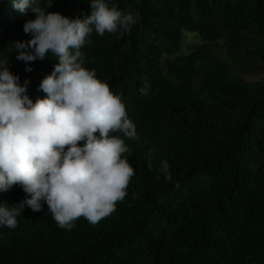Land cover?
Segmentation results:
<instances>
[{
  "label": "trees",
  "instance_id": "obj_1",
  "mask_svg": "<svg viewBox=\"0 0 264 264\" xmlns=\"http://www.w3.org/2000/svg\"><path fill=\"white\" fill-rule=\"evenodd\" d=\"M108 3L138 12V23L93 31L81 52L136 127L124 138L135 172L128 195L96 224L81 217L71 230L46 204L25 206L15 229L0 227V264H264V0ZM51 5L69 18L91 11L88 0ZM34 18L0 0V58L8 55L33 101L57 63L16 59L13 43L31 38L23 24ZM188 35L194 42L180 54ZM163 160L171 181L159 172ZM25 195L16 185L0 203Z\"/></svg>",
  "mask_w": 264,
  "mask_h": 264
},
{
  "label": "clouds",
  "instance_id": "obj_2",
  "mask_svg": "<svg viewBox=\"0 0 264 264\" xmlns=\"http://www.w3.org/2000/svg\"><path fill=\"white\" fill-rule=\"evenodd\" d=\"M7 2L35 16L23 24L31 38L13 43L16 59L54 57L57 63L40 81L44 97L33 101L9 70L8 55L0 58V192L18 185L26 194L18 204L0 203V227L15 229L25 206L37 212L44 204L60 228L71 230L81 217L96 224L128 195L135 172L123 155L129 152L124 138L137 133L121 96L85 66L81 48L93 31L129 32L139 13L88 0L90 14L69 18L49 12L51 0ZM169 169L168 161L160 162L167 181Z\"/></svg>",
  "mask_w": 264,
  "mask_h": 264
},
{
  "label": "rangeland",
  "instance_id": "obj_3",
  "mask_svg": "<svg viewBox=\"0 0 264 264\" xmlns=\"http://www.w3.org/2000/svg\"><path fill=\"white\" fill-rule=\"evenodd\" d=\"M194 40L192 38H190V36L188 35L187 37H185L182 41V48L180 50V54L187 52V50L191 47V45L193 44Z\"/></svg>",
  "mask_w": 264,
  "mask_h": 264
}]
</instances>
